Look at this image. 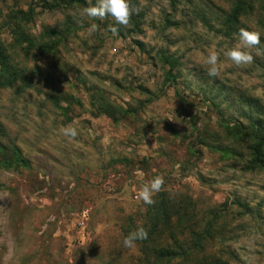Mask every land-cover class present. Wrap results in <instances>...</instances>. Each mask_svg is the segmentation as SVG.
<instances>
[{"label": "rangeland", "instance_id": "rangeland-1", "mask_svg": "<svg viewBox=\"0 0 264 264\" xmlns=\"http://www.w3.org/2000/svg\"><path fill=\"white\" fill-rule=\"evenodd\" d=\"M65 1L0 0V264H264V0H130L127 27ZM240 27L261 44L237 67ZM156 175L171 216L126 248Z\"/></svg>", "mask_w": 264, "mask_h": 264}, {"label": "clouds", "instance_id": "clouds-1", "mask_svg": "<svg viewBox=\"0 0 264 264\" xmlns=\"http://www.w3.org/2000/svg\"><path fill=\"white\" fill-rule=\"evenodd\" d=\"M88 5L79 10L80 19L78 23H83L84 18L89 20L103 21L107 17H111L115 24L127 27L131 17L138 14L140 9L130 2V0H88ZM76 15V14H74ZM112 32H116L117 28L109 26ZM98 30L96 23H91L88 28V35H92ZM261 44V34L256 30H249L246 27H240L238 30V39L231 46L223 50V55L226 60L231 61L233 65L242 67L250 65L253 62L251 50ZM259 54V53H257ZM207 74L210 77H216L219 74V54L216 50H209L206 57ZM168 119H170L168 117ZM171 120V119H170ZM60 133L67 138H75L78 135L77 127L70 123L60 128ZM164 178L161 175L152 177L147 182L143 183L138 191L137 199L145 205H153L156 201L154 195L159 193L164 188ZM148 233L143 226H138L123 237L122 244L126 248H133L137 241L147 239Z\"/></svg>", "mask_w": 264, "mask_h": 264}, {"label": "trees", "instance_id": "trees-1", "mask_svg": "<svg viewBox=\"0 0 264 264\" xmlns=\"http://www.w3.org/2000/svg\"><path fill=\"white\" fill-rule=\"evenodd\" d=\"M75 1H80V0H75ZM72 2H73L72 0H68L67 2L65 1L62 3L63 4L65 3V5H66V4H70ZM44 5H46V4H44ZM55 5H57V3L48 5L47 7L51 8V7H54ZM243 7H244L243 1L233 5V7L230 9V12L227 14V16L225 18L227 24H233L237 20V17L239 16V14L243 13ZM2 58L4 59V56L2 57L1 52H0V63H1V65H3L2 64ZM3 70L6 71L7 74L8 73L10 75L12 74L11 69L8 67L3 69ZM4 83L5 82H3V80L0 78V85H3ZM257 127L258 126H255V129H257ZM0 132H1V130H0ZM256 137H258L257 140L264 142V136H256ZM257 147H260V146L257 145L256 147H254V149H253L254 152L258 151ZM254 157H255L254 161H256L259 158V156L256 153L254 154ZM155 207H156V211H154L153 213H150V216L147 218V219H149V222H150L149 223L150 226L147 228L148 236L157 230L155 228L157 227L156 225L159 221L166 224L167 220L171 216V214L168 210L169 205L164 198H162L159 202H157V204H155ZM209 224H210L211 228H213L214 222L211 221ZM209 224H208L207 228L205 229L207 234H209ZM202 239H203V237H202ZM200 249L201 248H200V246H198L197 243H193L191 246V250H200ZM175 255H177V252H175V250H170L168 248L159 247L154 251V260H155V262H159L161 260H169L170 258L174 257ZM179 264H182V263H179ZM211 264H217V263L213 262Z\"/></svg>", "mask_w": 264, "mask_h": 264}]
</instances>
